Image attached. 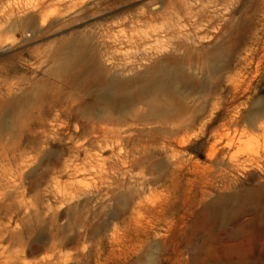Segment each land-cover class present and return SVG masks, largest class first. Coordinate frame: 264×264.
Listing matches in <instances>:
<instances>
[{
	"label": "rangeland",
	"instance_id": "1",
	"mask_svg": "<svg viewBox=\"0 0 264 264\" xmlns=\"http://www.w3.org/2000/svg\"><path fill=\"white\" fill-rule=\"evenodd\" d=\"M36 1L0 0V264H198L195 255L202 259L209 246H216L219 230L211 224L197 227L201 208L220 193L264 187V0H124L113 8L107 7L112 0H85L81 5L83 0H48L42 18L32 11ZM191 3L196 12L205 8L202 30L188 40L191 48L204 51L226 42L231 47L226 57L230 70L223 72L224 84L221 80L217 88L191 92L190 113L199 120L179 136H187V147L177 146V155L170 151L165 156V177L179 161H187L170 187L165 177L148 186L141 183L144 173L137 165L126 175L120 169L117 173L118 160L98 146L90 150L91 163L85 147L76 149L78 137L69 136L87 119L79 112L80 120L46 151L37 148L40 139L29 133L33 92L56 80L54 47L59 41L76 32L102 31L108 17H127L125 24L113 26L115 33L144 34L172 21L166 17L175 11L188 12ZM227 21L231 25L225 27ZM186 39L182 34L172 37ZM13 98H20L17 107L3 112L1 102ZM126 114L135 118L133 110ZM131 124L137 129L135 138H140L143 125ZM216 139L230 143L226 152L238 163L229 184L227 165L210 162L207 156ZM123 146L126 152L129 146ZM96 154L110 160L101 165ZM118 194L129 195L126 207L118 202ZM136 200L164 204V212H133ZM257 216L248 213L242 221ZM110 218L111 226L104 229L103 221ZM232 243L237 248L228 253L215 250L203 264H264L262 239L248 243L240 237L227 244Z\"/></svg>",
	"mask_w": 264,
	"mask_h": 264
},
{
	"label": "bare ground",
	"instance_id": "2",
	"mask_svg": "<svg viewBox=\"0 0 264 264\" xmlns=\"http://www.w3.org/2000/svg\"><path fill=\"white\" fill-rule=\"evenodd\" d=\"M112 1L113 4L108 8L124 2ZM47 2L48 0H38L32 4L33 13L44 17L46 14L42 11ZM84 2L85 0L81 1L80 5ZM25 6L22 5V9ZM189 9L185 13L175 11L176 15L166 17L172 21L162 28L147 30L144 34L138 32L128 35L123 31L115 33L113 26L125 24L127 17H119L118 20L108 17L105 19L107 25L102 31L76 32L72 37L59 41L54 47V53L58 56L55 65L56 80L49 87L36 88L33 92L35 101L29 133L40 139L37 148L46 151L49 144L61 137L62 131L70 129L73 121L80 120L79 112L87 119L82 127L76 125L75 132L69 136L73 140L78 137L75 141L76 149L85 147L91 163L94 155L90 150L98 146L101 151H109L111 157L118 160L117 173L122 170L126 175L130 167L137 165L144 173L141 183L143 181L148 186L151 182L162 180L169 165L165 162V156L170 151L177 155V146L187 147V136H179L195 127L199 120L197 115L190 113L192 105L188 100L191 92L217 88L221 80L224 84L223 72L230 70L226 57L231 52V47L226 42L204 51L191 48L189 41L202 30L201 19L205 15V8L202 13L196 12L195 4L191 3ZM11 11H14L13 7ZM22 19H15L14 26ZM230 23L227 21L225 27ZM245 28L241 27L243 30ZM181 34L189 41H172V37ZM159 36L163 39H159ZM125 71L129 75H123ZM19 100L20 98L4 99L1 102L4 105L3 112L15 107ZM128 110H133L134 119L125 116ZM256 115L258 114L255 113ZM133 121L143 125L138 139L134 134L137 129L129 126ZM124 133L128 134L123 135ZM218 134L223 137L222 132ZM124 144L129 146L126 152H123ZM229 147V142L221 144V139H216L212 141L207 153L210 162L227 165L229 181L225 184L230 183L229 175L232 171L238 170V163L233 162V158L229 157L231 155L226 152ZM182 154L184 156V152ZM96 156L101 165L110 160L107 156ZM186 164V159H182L177 167L172 168L168 177H165L167 187L174 183L177 170H185ZM126 180L127 178L123 179L124 182ZM117 197L118 202L126 207L129 195L118 194ZM164 209V204L161 203L147 204L136 200L133 204V212L139 214L141 211L148 215L163 214ZM253 212H258L254 220L242 221V216ZM114 217L111 216L112 219ZM75 218L78 221L82 219L78 214ZM111 218L103 221L104 229L111 226ZM196 222L197 227L211 224L219 228L214 240L216 246H209L202 259L195 255L194 259L198 257V264L214 257L215 250L223 253L233 251L237 244H228L240 237L248 243L260 239L264 243V187L216 195L201 208ZM229 223L232 224L230 227ZM113 229L117 231V226L114 225ZM249 231L253 234L249 235ZM205 242H209L208 238ZM55 264L65 263L58 261Z\"/></svg>",
	"mask_w": 264,
	"mask_h": 264
}]
</instances>
